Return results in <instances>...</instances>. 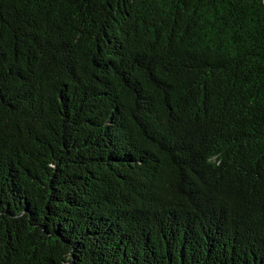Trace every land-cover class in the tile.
I'll list each match as a JSON object with an SVG mask.
<instances>
[{"label":"trees","instance_id":"16d2710c","mask_svg":"<svg viewBox=\"0 0 264 264\" xmlns=\"http://www.w3.org/2000/svg\"><path fill=\"white\" fill-rule=\"evenodd\" d=\"M0 264H264L263 0H0Z\"/></svg>","mask_w":264,"mask_h":264},{"label":"water","instance_id":"95a60500","mask_svg":"<svg viewBox=\"0 0 264 264\" xmlns=\"http://www.w3.org/2000/svg\"><path fill=\"white\" fill-rule=\"evenodd\" d=\"M263 2H264V0H263Z\"/></svg>","mask_w":264,"mask_h":264}]
</instances>
